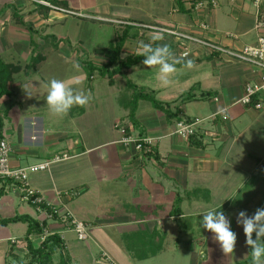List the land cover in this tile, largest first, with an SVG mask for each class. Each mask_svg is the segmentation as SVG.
Here are the masks:
<instances>
[{
    "label": "crops",
    "instance_id": "crops-1",
    "mask_svg": "<svg viewBox=\"0 0 264 264\" xmlns=\"http://www.w3.org/2000/svg\"><path fill=\"white\" fill-rule=\"evenodd\" d=\"M216 2L215 7L194 9L185 0V12H181L177 0H0V58L6 65L21 68L9 86L11 96L0 100L1 138L12 148V166L26 167L63 152L76 155L30 175L29 182L52 206L66 207L90 226L87 241L78 240L73 231L62 233L59 222L44 221L43 215L13 193L8 182L0 181V219L43 220L55 233L56 239L45 250L50 255L47 264H103L98 257L101 249L117 264H246L251 249L237 214L246 211L252 216L264 207V167L259 169L264 164V109L238 102L248 84L262 83L264 68L222 58L197 44H191L190 57L182 59L176 37L146 28L193 34L236 50L264 35V25L258 26L264 23V4L258 10L255 0ZM200 22L208 23L211 30L202 32ZM117 24L122 26L119 32L113 28ZM126 28L138 36L126 41L122 58L139 55V42L152 43L155 32L163 35L159 45H168L181 58L168 86L160 83L158 66L138 64L128 71L129 79L136 71L143 72L133 84L169 106L171 115L141 100L131 122L120 102L127 93L124 77L115 76L114 85L105 78L103 85H90L98 75L90 78L86 63L105 64L107 59L97 52ZM38 58L36 67L29 69ZM52 60L56 74L43 71ZM187 60L193 61L191 68L185 67ZM146 71L148 79L143 75ZM54 78L90 94L89 103L73 106L66 115H53L46 95ZM220 111L227 120L221 115L209 120ZM180 119L203 121L196 141L175 134ZM118 124L127 126L134 138H154L153 156L123 144ZM71 189L82 193L59 197ZM212 209L222 211L237 234L229 256L201 225L202 213ZM27 231L23 221L0 224V264L32 261L31 249L39 250L45 243L39 236L32 239ZM128 237L140 247V242L150 239L162 242L161 251L136 259L126 247ZM112 238L119 241L117 250L107 244Z\"/></svg>",
    "mask_w": 264,
    "mask_h": 264
},
{
    "label": "built area",
    "instance_id": "built-area-1",
    "mask_svg": "<svg viewBox=\"0 0 264 264\" xmlns=\"http://www.w3.org/2000/svg\"><path fill=\"white\" fill-rule=\"evenodd\" d=\"M41 4L52 7L48 2L42 1ZM264 0H255V5L260 10ZM216 6V0H204L200 1L194 6V9H199L204 6ZM54 8V7H52ZM56 9V8H54ZM72 15L76 13L70 12ZM264 23H258L261 27ZM150 31H161L168 35L176 37L180 41V47L182 52L180 57L182 59H188L190 57V45L197 44L200 47H205L210 50L211 53L217 54L222 58H226L231 61L244 62L255 64L261 68H264V35L260 36L255 44L245 45L242 49L236 50L232 48H226L222 45L210 41V39L200 38L193 34L180 33L174 30H168L159 28L156 26H146ZM198 28L202 32H209L211 30L210 25L205 22H200ZM218 101V98L215 99ZM241 105L250 106L257 110L264 109V79L261 84H248L246 86L244 96L239 100ZM221 115L224 120L228 117L224 111L216 112L209 117V120H215L217 116ZM203 123L202 120L189 122L186 120H178L175 126V134L180 135L185 139H190L198 135L199 126ZM122 135V143L127 146H134L135 150L141 155H152L155 153L156 140L152 137L134 138L129 134L127 126L118 124ZM12 148L10 144L5 140H0V181H6L9 183L14 194H16L20 200L30 206H32L39 215H43L44 221H57L63 227V232L73 231L78 240L87 241L90 239L89 228L90 226L84 222L78 220L66 207L64 209L56 208L52 206L44 197L43 193L35 189L29 182V177L32 174L48 171L54 164H59L74 158L76 155H72L69 152H63L53 155L51 158L42 162L32 164L26 167H14L11 162ZM264 167L263 163L259 164V169ZM82 193V190L71 189L59 193V197L63 198H75ZM43 220L40 223L44 222ZM48 227L44 228L41 235L33 233L32 239L36 236L41 237L42 244L48 237L54 235ZM99 259L103 264H117L113 257L106 251L100 250ZM66 259V256H65ZM67 260V259H66Z\"/></svg>",
    "mask_w": 264,
    "mask_h": 264
},
{
    "label": "trees",
    "instance_id": "trees-1",
    "mask_svg": "<svg viewBox=\"0 0 264 264\" xmlns=\"http://www.w3.org/2000/svg\"><path fill=\"white\" fill-rule=\"evenodd\" d=\"M193 3V7L199 3L200 1L204 0H189ZM179 11L185 12V0H177ZM28 29L31 30L30 26ZM138 36V32L134 31L132 28H126L123 30L122 34L116 39V41L112 42L107 48L100 49L97 53L103 55L107 62L102 66H95L92 63H86V71L90 78H94L95 75H98L101 78H105L108 80L109 85L115 84V76L120 75L126 79V90L127 93L124 94L120 102L124 109L129 111V118L131 122H134L136 112L138 109V104L141 100L149 101L155 109L161 110L166 112L167 115H171V111L169 110V106L160 103L155 95L150 92H146L144 89L137 87L132 81L128 78V71L138 64H143L142 60L145 58L143 55H129L125 58L121 57L122 50L124 48V44L130 38L135 39ZM160 44V40L156 41L153 44V47ZM41 59V58H40ZM33 59L29 65V69H34L38 64L39 60ZM21 71L20 67H15L11 65H6L0 58V100L4 96H11V92L9 91V86L13 81L14 75ZM128 93H132L131 96ZM191 99V96L187 97V100ZM181 120V119H180ZM3 127V122L1 118V111H0V140L1 138V130ZM196 137H192V141H196ZM149 156H153L149 155ZM1 195V194H0ZM176 203L175 211L178 212L179 210V201ZM25 222L28 224V231L27 234L30 236L33 233L42 234L44 228L47 227L46 223L37 222L27 216H16L10 219H0V224L8 225L10 223L16 222ZM255 238V235H254ZM56 237L51 236L48 237L47 240L44 242L45 244L39 250L31 249V253L33 254V259L28 264H47L50 255L45 253L47 249V243ZM152 241V242H151ZM127 249L132 253L133 257L136 259H147L151 256L157 255L162 248V242L156 243L155 240H148L147 242H140L141 247L135 243L133 238H126L125 239ZM138 245V246H137ZM46 259V260H45ZM45 260V261H43ZM64 264H67L64 262ZM246 264H252L251 255L247 260Z\"/></svg>",
    "mask_w": 264,
    "mask_h": 264
},
{
    "label": "clouds",
    "instance_id": "clouds-1",
    "mask_svg": "<svg viewBox=\"0 0 264 264\" xmlns=\"http://www.w3.org/2000/svg\"><path fill=\"white\" fill-rule=\"evenodd\" d=\"M150 39L152 43L141 41L138 44L140 54L145 57L142 63L148 68L158 66V79L162 85L168 86L172 83L170 78L177 72L176 64L181 63V58H177L168 45L153 47L156 41L163 39L162 33L155 32ZM192 66L193 61L187 60L185 67ZM90 99V94L74 90L63 80L54 78L49 82L46 104L53 115H66L73 106H86ZM202 215V227L213 234V240L218 242L226 256L233 254L237 234L231 230L229 219L222 211L215 209ZM237 224L243 227L246 245L251 249L252 264H264V207L257 208L252 216L246 211H240L237 214Z\"/></svg>",
    "mask_w": 264,
    "mask_h": 264
},
{
    "label": "rangeland",
    "instance_id": "rangeland-1",
    "mask_svg": "<svg viewBox=\"0 0 264 264\" xmlns=\"http://www.w3.org/2000/svg\"><path fill=\"white\" fill-rule=\"evenodd\" d=\"M103 25H105V26H110V25H108V24H104V23H103ZM113 26H114L113 28H115L114 30H115L116 32H117V31L119 32V30H120L119 28L122 27V26H120V25H118V24H117V25H113ZM112 31H113V30H112ZM115 31H114V32H115ZM96 33H98V29H96ZM119 34H121V33H119ZM101 38H102V34L99 33V39H101ZM99 39H98V40H99ZM101 42H102V41L99 40V42H98L99 45H103V44H100ZM95 43H97V41H95ZM85 45H87V44H85ZM97 47H98V46H97ZM55 66H56V63H54L53 60H52V63L48 62V63L46 64V67L44 68L43 71H44V72H47V73H51V74H56V71H57V70H55ZM142 71H143V70H142ZM69 72H74V71H73V69H70ZM47 73H46V74H47ZM142 73H143V72H141V70H139V71H136V72L134 73V75L132 74V75H131V79L134 80V82H133V81L130 79V80L132 81V83H135V81H140V79H141L140 76H142ZM138 74H140L139 78H137V75H138ZM143 75H144V77H145L146 79H148V77L150 76V74L148 73V71H146ZM104 82H105V80H104L103 78L97 76V77L95 78V81L91 82L90 85H91V86H92V85L95 86V84H97V83H98V85H103V84H105ZM135 84H136V83H135ZM139 88H140V87H139ZM109 237H110V236H109ZM98 238H99V234H98ZM115 238H117V237L115 236ZM116 241H117V239H113V238H112V239H108L107 244L110 245L113 249L117 250L116 248H117L119 245L116 243ZM117 242H119V241H117ZM72 251H73V250H72ZM134 261H135V260H134ZM136 261H137V260H136ZM137 262H138V261H137Z\"/></svg>",
    "mask_w": 264,
    "mask_h": 264
}]
</instances>
